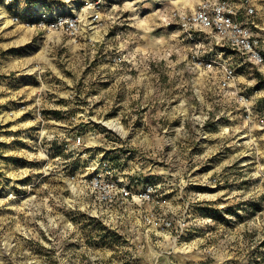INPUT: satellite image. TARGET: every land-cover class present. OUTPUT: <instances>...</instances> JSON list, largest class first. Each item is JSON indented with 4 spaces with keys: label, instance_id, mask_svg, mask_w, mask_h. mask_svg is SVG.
<instances>
[{
    "label": "rangeland",
    "instance_id": "1",
    "mask_svg": "<svg viewBox=\"0 0 264 264\" xmlns=\"http://www.w3.org/2000/svg\"><path fill=\"white\" fill-rule=\"evenodd\" d=\"M92 1L0 0V264H264V71L163 22L203 0H105L94 25ZM229 1L264 49V0ZM54 12L77 38L39 25ZM105 160L151 200L102 208Z\"/></svg>",
    "mask_w": 264,
    "mask_h": 264
},
{
    "label": "built area",
    "instance_id": "2",
    "mask_svg": "<svg viewBox=\"0 0 264 264\" xmlns=\"http://www.w3.org/2000/svg\"><path fill=\"white\" fill-rule=\"evenodd\" d=\"M68 2L70 0H58ZM105 0L89 2L86 10L90 14L91 23L98 21L97 10ZM255 8L252 4L238 7L229 0H203L191 11L174 10L163 18V22L169 25L176 21L179 29L187 38L195 41L200 34H208L215 45L227 46L234 52L245 57L253 65L264 71V49L262 38L253 29H259L254 17ZM39 25L51 31L59 32L71 39L77 38L83 27V19L77 13H52L51 17H43ZM200 66L211 67L210 59L200 60ZM225 73L230 77L232 70L224 67ZM80 144V138H76L72 148ZM113 164L109 160L101 163L99 171L94 172L89 179V187L95 195L98 204L105 210H110L116 203L124 204L136 196L138 201L151 200L153 188L146 185L136 195L132 194L130 186L116 177ZM159 229L167 230L171 222L166 218L159 219Z\"/></svg>",
    "mask_w": 264,
    "mask_h": 264
},
{
    "label": "trees",
    "instance_id": "3",
    "mask_svg": "<svg viewBox=\"0 0 264 264\" xmlns=\"http://www.w3.org/2000/svg\"><path fill=\"white\" fill-rule=\"evenodd\" d=\"M97 221V220H96ZM86 227H88V228H91V229H94V230H96V231H98L99 233V235L100 236H102L101 234H104L105 235V232L106 231H108V230H106V228L101 224V223H99V222H95V223H93V221L92 222H89V224H86ZM105 231L104 233H100V231ZM106 233H108L110 236L112 235V236H115L112 232H110V231H108V232H106ZM106 236V235H105Z\"/></svg>",
    "mask_w": 264,
    "mask_h": 264
},
{
    "label": "bare ground",
    "instance_id": "4",
    "mask_svg": "<svg viewBox=\"0 0 264 264\" xmlns=\"http://www.w3.org/2000/svg\"><path fill=\"white\" fill-rule=\"evenodd\" d=\"M184 4V3H183ZM182 4V5H183ZM5 11L3 9H0V20H3L2 22H6L4 21L6 15H5ZM107 125L111 126L112 128H114L115 130H120L119 126H116V124H113L112 122H107ZM9 245V244H8Z\"/></svg>",
    "mask_w": 264,
    "mask_h": 264
}]
</instances>
